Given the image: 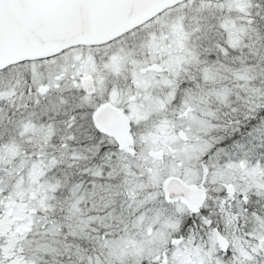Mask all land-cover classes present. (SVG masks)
Here are the masks:
<instances>
[{
  "label": "snow or ice",
  "instance_id": "snow-or-ice-1",
  "mask_svg": "<svg viewBox=\"0 0 264 264\" xmlns=\"http://www.w3.org/2000/svg\"><path fill=\"white\" fill-rule=\"evenodd\" d=\"M0 264H264V0H0Z\"/></svg>",
  "mask_w": 264,
  "mask_h": 264
}]
</instances>
